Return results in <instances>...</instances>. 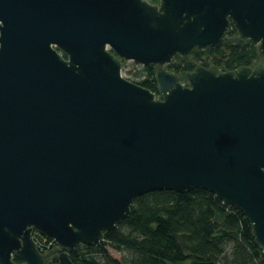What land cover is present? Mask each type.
Masks as SVG:
<instances>
[{"label": "water", "instance_id": "obj_1", "mask_svg": "<svg viewBox=\"0 0 264 264\" xmlns=\"http://www.w3.org/2000/svg\"><path fill=\"white\" fill-rule=\"evenodd\" d=\"M246 40L264 60V0H0V264H74L155 190L214 193L264 249V65L163 67Z\"/></svg>", "mask_w": 264, "mask_h": 264}, {"label": "trees", "instance_id": "obj_2", "mask_svg": "<svg viewBox=\"0 0 264 264\" xmlns=\"http://www.w3.org/2000/svg\"><path fill=\"white\" fill-rule=\"evenodd\" d=\"M208 49L220 56L226 68L249 66L257 58L250 41L245 46ZM142 72L141 79H128L161 99L155 70L143 66ZM108 248L125 255L115 258ZM68 257L74 264H264V249L254 241L251 224L238 208L223 204L210 191L194 188L134 197L130 211L104 234L103 243L79 244Z\"/></svg>", "mask_w": 264, "mask_h": 264}, {"label": "flooded vegetation", "instance_id": "obj_3", "mask_svg": "<svg viewBox=\"0 0 264 264\" xmlns=\"http://www.w3.org/2000/svg\"><path fill=\"white\" fill-rule=\"evenodd\" d=\"M151 4H157L159 0H147ZM233 29V32H230V30ZM226 35L229 37L236 36L237 32L236 30L232 27V25L229 27V29L226 32ZM250 40H246L242 45L237 44L238 46H245L247 42ZM251 43V42H250ZM225 44H236V43H221L218 46H211L212 48H217L220 47L223 49L225 47ZM253 46V45H252ZM256 47V46H255ZM209 47L202 49V50H197L193 49L190 54L188 55L187 59L183 63H179L175 59H171L170 62L166 63L163 65L165 70L167 72L173 73L180 75L183 72H192L196 67L202 66L204 68H218L221 71H227V70H236V68H226L225 65L220 62V56L214 53L213 49H208ZM257 50V47H256ZM261 64L264 65V60L263 58L258 56V51H257V58L253 60L251 65H249L251 68H254L256 65ZM155 66V65H154ZM156 67V66H155ZM184 85H187L185 83ZM36 230L33 228L31 233L35 232ZM42 233V232H41ZM41 246V247H40ZM39 246L40 252H42L45 256L48 253L50 249L55 248L56 246H45L44 244ZM48 262H50V259H47Z\"/></svg>", "mask_w": 264, "mask_h": 264}, {"label": "rangeland", "instance_id": "obj_4", "mask_svg": "<svg viewBox=\"0 0 264 264\" xmlns=\"http://www.w3.org/2000/svg\"><path fill=\"white\" fill-rule=\"evenodd\" d=\"M122 66H123V70H122L123 73L132 79L139 80L145 74L144 72H142L143 65L135 63L133 61H127V62L124 61L122 62ZM148 66H151L156 71V67L154 65H148ZM108 251L115 258H119L121 257V255H125L124 252L115 251L111 248H108Z\"/></svg>", "mask_w": 264, "mask_h": 264}, {"label": "built area", "instance_id": "obj_5", "mask_svg": "<svg viewBox=\"0 0 264 264\" xmlns=\"http://www.w3.org/2000/svg\"><path fill=\"white\" fill-rule=\"evenodd\" d=\"M125 62H127V61H125ZM122 70H123V66H122L121 72H122V74H124ZM35 230H36L35 232L31 233V236L34 238V241L38 247L41 244L42 245L44 244L46 247L47 246H53V245L57 246L55 241L53 239H51L49 236H47L46 234H45L46 236H44L43 234H41V231H39L37 229H35Z\"/></svg>", "mask_w": 264, "mask_h": 264}, {"label": "bare ground", "instance_id": "obj_6", "mask_svg": "<svg viewBox=\"0 0 264 264\" xmlns=\"http://www.w3.org/2000/svg\"><path fill=\"white\" fill-rule=\"evenodd\" d=\"M122 62H124V60L122 61ZM156 72V71H155ZM122 73V72H121ZM154 75H155V73H154Z\"/></svg>", "mask_w": 264, "mask_h": 264}]
</instances>
